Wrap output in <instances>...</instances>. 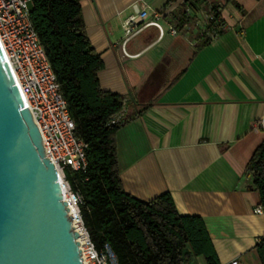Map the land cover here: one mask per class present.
Instances as JSON below:
<instances>
[{
    "label": "crops",
    "instance_id": "0c3cea01",
    "mask_svg": "<svg viewBox=\"0 0 264 264\" xmlns=\"http://www.w3.org/2000/svg\"><path fill=\"white\" fill-rule=\"evenodd\" d=\"M182 1L80 0L103 61L101 88L125 96L129 111L154 99L117 130L120 180L136 198L168 191L179 213L202 217L220 264H261L264 213L254 212L259 195L246 164L264 139V0H207L223 30L203 45L204 4L194 25L170 32L169 14ZM133 2L161 11L162 34L149 26L123 43Z\"/></svg>",
    "mask_w": 264,
    "mask_h": 264
},
{
    "label": "trees",
    "instance_id": "16d2710c",
    "mask_svg": "<svg viewBox=\"0 0 264 264\" xmlns=\"http://www.w3.org/2000/svg\"><path fill=\"white\" fill-rule=\"evenodd\" d=\"M30 1V19L66 99L75 134L86 143L85 169L65 167L64 176L81 194L80 216L95 247L108 244L117 264H189L194 256L205 264H220L202 217L179 213L168 191L141 200L123 188L117 130L145 112L154 99L134 102L136 110L129 111L125 96L101 88L98 72L103 61L87 37L80 0ZM200 4L212 14L206 30L221 34L223 19L214 1L184 0L170 12V22L179 31L194 25ZM197 37L201 45L212 39L206 31ZM121 110L122 119L108 124ZM246 171L264 213V139L252 151ZM255 250L264 264V235Z\"/></svg>",
    "mask_w": 264,
    "mask_h": 264
},
{
    "label": "water",
    "instance_id": "95a60500",
    "mask_svg": "<svg viewBox=\"0 0 264 264\" xmlns=\"http://www.w3.org/2000/svg\"><path fill=\"white\" fill-rule=\"evenodd\" d=\"M0 46V264H82L60 175Z\"/></svg>",
    "mask_w": 264,
    "mask_h": 264
},
{
    "label": "built area",
    "instance_id": "2783aa9c",
    "mask_svg": "<svg viewBox=\"0 0 264 264\" xmlns=\"http://www.w3.org/2000/svg\"><path fill=\"white\" fill-rule=\"evenodd\" d=\"M133 13L123 23V43L149 26H154L162 34L160 24L162 13L159 10L131 4ZM30 0H0V46L11 72L13 83L21 96L23 106L30 110L40 135L45 156L53 163L65 187L64 199L67 205L73 204L76 213L73 219L81 225L82 235L78 244L82 264H117L115 253L108 244L96 248L83 225L78 204L82 197L78 191L70 188L64 176V168L84 170L86 167V143L75 134V124L67 109L60 84L45 54L43 45L30 19ZM187 12L190 9L186 8ZM212 14L205 13L203 19H197L200 32L206 31L212 38L218 35L216 30H206ZM170 32L176 33L174 26ZM223 29V25H222ZM123 110L115 112L108 124L122 119ZM254 212L263 213L260 204ZM223 264H240L232 258Z\"/></svg>",
    "mask_w": 264,
    "mask_h": 264
},
{
    "label": "bare ground",
    "instance_id": "6f19581e",
    "mask_svg": "<svg viewBox=\"0 0 264 264\" xmlns=\"http://www.w3.org/2000/svg\"><path fill=\"white\" fill-rule=\"evenodd\" d=\"M60 181H61V184L63 185V193H65V187H64V184H63V181L60 177ZM68 212L70 215H75L76 213V208L73 204H69L68 205ZM72 223H73V227L75 228V230L78 232V237H77V240L78 242L81 241V235H82V228H81V225L79 223L76 222L75 219L72 220Z\"/></svg>",
    "mask_w": 264,
    "mask_h": 264
},
{
    "label": "rangeland",
    "instance_id": "374dc122",
    "mask_svg": "<svg viewBox=\"0 0 264 264\" xmlns=\"http://www.w3.org/2000/svg\"><path fill=\"white\" fill-rule=\"evenodd\" d=\"M189 264H194V263L190 262Z\"/></svg>",
    "mask_w": 264,
    "mask_h": 264
}]
</instances>
